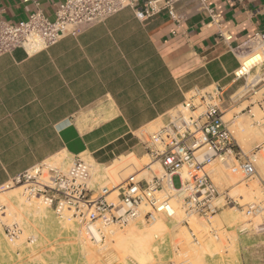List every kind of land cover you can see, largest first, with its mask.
<instances>
[{"label":"crops","instance_id":"1","mask_svg":"<svg viewBox=\"0 0 264 264\" xmlns=\"http://www.w3.org/2000/svg\"><path fill=\"white\" fill-rule=\"evenodd\" d=\"M62 1L0 0V17L16 24L40 10L52 19ZM207 6L177 0L178 23L164 11L137 18L127 7L37 52L0 54V188L60 157L84 154L103 167L131 153L142 157L141 132L166 123L195 90L219 89L223 119L232 113L229 127L248 101L239 91L260 78V67L236 71L264 34V0ZM235 148L229 159L248 158L237 142ZM232 187L215 198H224L219 209L236 203Z\"/></svg>","mask_w":264,"mask_h":264},{"label":"built area","instance_id":"2","mask_svg":"<svg viewBox=\"0 0 264 264\" xmlns=\"http://www.w3.org/2000/svg\"><path fill=\"white\" fill-rule=\"evenodd\" d=\"M176 1L64 0L58 4L52 19L40 10L16 24L7 23L0 17V54L15 48L37 52L63 36L75 35L81 28L102 22L127 7L137 18L146 19L164 11L178 23ZM209 1L200 0V5L207 11ZM257 41L264 44V34ZM252 81L255 80H250L246 86L251 88ZM139 140L150 160L145 165L150 172L148 179L128 176L114 188L94 189L88 186L89 166L77 156L64 170L42 164L16 176L11 182L23 186L27 197L43 198L56 213L64 209L70 211L77 224L85 228L88 238L95 242L98 240L86 229L96 222L122 227L138 218L152 221L157 214L168 215L173 209L172 200L179 204L185 215H196L209 222L218 210L213 200L219 191L205 168L215 157L232 154L236 146L223 119L219 89L195 90L169 113L166 123ZM154 162L161 167L158 174L150 167ZM237 169L245 179L257 176L248 158L233 166L231 171ZM175 175L180 179L178 187L172 182ZM261 184L264 188V182ZM246 211L264 212V204H247ZM5 233L14 237L18 228L10 225L5 228Z\"/></svg>","mask_w":264,"mask_h":264},{"label":"rangeland","instance_id":"3","mask_svg":"<svg viewBox=\"0 0 264 264\" xmlns=\"http://www.w3.org/2000/svg\"><path fill=\"white\" fill-rule=\"evenodd\" d=\"M250 48L254 50L247 56L257 51L262 55V61L252 67L255 66L257 69L260 67L258 75L264 80V44L255 40ZM260 78H254L258 81H252L251 88L246 86L239 91L238 94H242L239 99L248 101L233 111L238 116L228 127L237 144L253 163L257 175L259 174L261 177L260 181L256 177L245 179L239 169L235 172L231 171V168L237 166L238 163L233 160L232 156L230 159L228 156L234 154L237 151L236 148L232 154L215 157L205 169L221 195L224 187L233 185V190L228 195L236 203L226 204L223 209H219L225 203L224 198L214 199L213 204L218 207V210L207 222L196 215H185L179 204L172 200L173 208L177 207L179 210L177 220L174 222L169 220L170 215H155L167 227L164 235H167L165 241L168 243V250L165 252L156 251L153 257L145 258V260H134L132 256L125 254V261L114 258L109 264H138V262H140L139 264H264V212L247 213L246 211L247 204H264V188L261 184V181L264 180V153L262 152V147H264V81ZM249 105L252 108H249ZM241 109H243L244 115H241ZM231 115L232 113H229L224 117V120L231 118ZM242 117L246 120V125L243 130L238 129L236 131L235 122ZM158 127L151 128L149 133L156 131ZM139 137L140 139L146 138V133L142 131ZM240 140L243 141V144ZM258 141L261 142L254 147L251 146L253 142ZM139 145L142 146V144ZM145 152L144 149L142 157L132 153L120 157L119 159H125V157H132L133 155L137 159V163L129 169L120 170L117 175L115 174V178L97 177L93 172L95 167L91 165L89 158L84 154L81 155V159L89 166L90 170L88 186L94 189H100L102 186L110 188L111 183L117 185L130 174H136L135 179L141 177L148 179L150 173L144 169L150 160ZM71 162L72 160L63 162V158L60 157L45 164H51L64 170ZM219 164L220 166H218ZM225 164L227 166H224ZM151 165L157 174L161 172L158 162ZM110 166L102 167L108 168ZM172 182L175 187L180 185L178 175L172 178ZM15 189H18L24 205H39L44 209V212L41 215L30 216L27 222L18 218H11V215L6 214L9 205L6 204L5 197ZM240 189L246 190L244 194ZM0 196V264H108L105 257L100 259L98 256L115 245L116 238L113 236L115 231L124 232L130 225L139 228L144 226L151 228L154 223L153 220L145 221L141 218L131 220L122 227L96 222L94 225L99 231L100 239L95 242L88 238L85 228L77 224L70 211L64 209L60 213H56L43 198L27 197L24 194V187L20 184L9 182L0 188ZM2 197H4V201ZM66 223H72L74 228H69ZM10 225H16L18 228V233L14 237L5 233V228ZM104 229L115 231L112 234H107ZM157 238L159 243L162 242L161 244H163V240L160 237ZM204 245L210 246V249L207 251L206 248L205 251L201 252L199 259L202 263L196 262L199 259L194 257L195 253H197L198 248L205 247ZM91 254L98 256L91 257Z\"/></svg>","mask_w":264,"mask_h":264},{"label":"bare ground","instance_id":"4","mask_svg":"<svg viewBox=\"0 0 264 264\" xmlns=\"http://www.w3.org/2000/svg\"><path fill=\"white\" fill-rule=\"evenodd\" d=\"M261 61H262V55L259 54L258 51L256 53L250 55V56L246 55L245 57H243L241 59L242 65L240 66V68H238V70L236 71V74L239 76V75H242L244 73H247L252 68V66L254 64L259 63ZM245 123H246V120L244 119V117H242L241 119L237 120L235 122V129H237L236 131H238V129L243 130L245 125H246ZM240 142L242 143L243 141L240 140ZM262 152L264 153V147H262ZM89 160L91 162V165L93 167H95L93 169V172L95 173V175L97 177H100V178H109V177L110 178H115L116 177L115 174L117 175L120 170L129 169V167H133L137 163V161H136L137 159L133 155H132V157L131 156L130 157H125V159H118L117 161H115L108 168H103L102 166L97 165L90 158H89ZM218 166H220V164ZM224 166H227V164H225ZM150 167H151L152 170H154L152 168V165H150ZM144 170L149 172L148 169H144ZM214 170H215V168H214ZM154 171H156V170H154ZM129 176H131L133 178H134V176L137 177L136 174H130ZM110 186H111L110 188H114L116 186V184L111 183ZM244 191H246V190H244ZM244 191L241 190V192H243V194H244ZM234 192H233V194H234ZM237 192H238V190H237ZM237 192H235V193H237ZM113 193H115V192H113ZM246 194H248V193H246ZM3 198L4 197H2V200L4 201ZM5 200L7 202L6 204L9 205V207L6 209L7 210L6 214H9V216L11 215V218H18V219H20L23 222H27L30 216L41 215L44 212V209L41 208V206H39V205L38 206H36L35 204L24 205L22 203L21 199H20V195H19L18 189H15V191H12L11 193H8L7 196L5 197ZM3 203H5V202H3ZM169 215H170L169 220H171L173 222L175 220H177L179 218V210H178V208L176 207V208H173L172 210H170L168 212L167 216H169ZM3 217H4V215H3ZM9 220H10V218H9ZM153 222L154 223H153V226L151 228H148L146 226H144L142 228H139V227H135L133 225H130V227L127 228L126 231H124V232L115 231V230H114L115 231L114 232V231L109 230V229H104L105 233H107V234L108 233L112 234L114 232L113 236L116 238V243H115L114 246L109 247L108 251L105 252L104 254L101 253L102 255H100V256H98L96 254L95 255L100 257V259L105 257L107 262H108V264H109L114 258H117L120 261H125V257H124L125 254H128V255L132 256V258L134 260L135 259H139V260L144 259L145 260V258L147 259V258L153 257V255H154V253L156 251L157 252L160 251V250H162L163 252L167 251L168 250V243L165 241V239H167V235H164L165 231H167V227L163 223V221H161V219L158 218V217L154 218ZM66 225L69 228H74L72 223H66ZM86 230H89L90 233H92L97 240L100 239L99 233H98L95 225H91L89 227V229H86ZM174 235H176V233H174ZM157 237H160L161 240H163V244H161L162 242L159 243ZM164 241H165V243H164ZM206 248H207V251H208L210 249V246L206 245L205 247L202 246V248H200V249L198 248L197 249V253H195L194 257H196V259H199L200 255H201V252L205 251ZM85 253H88V252H85ZM97 254H100V253H97ZM204 255H205V252H204ZM94 256H92V254H91V257H94ZM151 261H153V260H151ZM197 261L202 263V261L200 259L196 260V262ZM141 262H144V261H141ZM139 263L140 262H138V264Z\"/></svg>","mask_w":264,"mask_h":264}]
</instances>
